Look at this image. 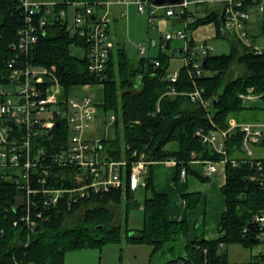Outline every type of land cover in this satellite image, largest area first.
Segmentation results:
<instances>
[{
    "label": "trees",
    "instance_id": "16d2710c",
    "mask_svg": "<svg viewBox=\"0 0 264 264\" xmlns=\"http://www.w3.org/2000/svg\"><path fill=\"white\" fill-rule=\"evenodd\" d=\"M79 1L89 2L94 7L91 19L104 12L105 6L97 2L106 0H64L51 6V14H46L47 7H44L35 17L39 39L28 60L33 66L52 72L67 94L82 85L104 87V102L99 109L105 115L114 116L116 137L100 141L101 154L110 161L125 163L118 171L121 185L104 194H91L70 207L65 198L57 206L41 209L43 218L34 216L37 224L32 227L19 222L24 210L16 205L17 185L0 181V264H65L66 255L71 251L102 249L108 244L152 246L151 264L161 257L165 264L180 261L184 264H260L258 257L232 263L227 247L239 244L253 249L264 244V240L258 238L262 229L250 227L255 216L264 213V169L260 170L257 165L264 160L244 156L245 133L239 127L228 133L226 153L204 143L196 133L200 129L204 132L228 131L231 119L238 124L264 123V109L245 107L242 97L250 94L252 89L253 95L264 100V52L256 54L243 46L236 36L228 34L226 38L230 41L231 51L206 56L203 76L193 78L189 72L191 67L183 66L178 81L172 83L167 75L171 72L173 55L161 50L156 56L134 60L124 46H119L111 51L106 69L100 74L93 73L87 55L78 57L72 51L78 47L87 52L89 43L79 35H72L68 16L63 18L59 14L61 10L69 12L71 4ZM215 6L203 14L193 13L188 8L181 16L187 22L185 31L190 50L197 46L190 33L200 26L214 23L217 38L222 36L226 18L222 5ZM254 7L252 1L244 4L248 11ZM41 18H46L45 26L38 24ZM25 26L20 0H0V84L9 80L8 63L16 56L12 46ZM239 70L240 74H236ZM171 87L175 88L176 94H168ZM198 88L203 89L201 97L209 103L207 107L201 100L192 101L188 95ZM68 131L63 125L52 132L53 137L47 135L43 142L51 149H59L66 145ZM174 143L178 144L177 149L168 148ZM260 146L264 149V137ZM224 160L226 181L221 192L226 209L218 224L221 236L207 240L199 234L189 239L188 222L172 221L168 216V195L155 191L152 165L174 161L176 181L183 170L186 175L209 181L210 178L200 176L192 169L191 162ZM140 161L147 163L144 185L132 189V170ZM69 174L55 169L52 184L79 186V179ZM138 191L144 195L143 202L136 198ZM182 197L187 209H192L199 204L202 195L186 193ZM89 204L94 206L86 210L75 226H69L68 219ZM111 204L123 206L124 230L122 224L113 225L115 214L108 207ZM134 207L142 208L144 213L143 226L136 231L128 228V216Z\"/></svg>",
    "mask_w": 264,
    "mask_h": 264
},
{
    "label": "built area",
    "instance_id": "2783aa9c",
    "mask_svg": "<svg viewBox=\"0 0 264 264\" xmlns=\"http://www.w3.org/2000/svg\"><path fill=\"white\" fill-rule=\"evenodd\" d=\"M252 1L255 9L264 13V0H214L210 3L222 5L225 14V31L236 36L243 46L262 54L264 49L251 37L248 30L250 12L244 9V4ZM25 14L26 26L18 33V41L13 44L16 56L8 63L10 77L8 82L0 84V181H10L17 185L19 195L17 206L24 210L19 222L27 226H35L36 218H43L41 209L48 210L57 206L66 198V204L86 198L91 194H104L113 187L121 185L118 171L124 162H113L106 155L101 154L100 140L91 137L95 122L96 104L88 95L91 85H82L84 89L80 95L67 94L57 77L45 68L30 64L28 55L39 39L38 26L35 17L47 7L46 14H51V6L33 0H20ZM113 3L128 6L134 4L138 13L149 18L150 23L159 16L172 18L182 16L191 5L189 0H179L175 4L169 2L161 5L155 0H117L105 1L97 4L105 6L104 12L94 16V7L89 2L79 1L71 4L73 19L69 24L72 35H79L89 43L88 51L84 53L90 60L89 69L93 73H102L109 62L110 53L114 43L109 35V26L112 18L109 6ZM201 4V2H196ZM108 7V8H107ZM60 16L67 17L65 10L60 11ZM40 26H45L46 18L38 21ZM174 34H167L162 44V49L167 50L168 42L173 40ZM176 37L187 41V33L178 31ZM214 48L208 42L197 45L194 50L186 43L181 58L183 65L174 72H169L167 79L176 83L179 79L180 69L183 66L191 67L190 75L193 78L203 76L204 59L212 54ZM146 46L139 47V53L145 55ZM86 90V91H85ZM171 87L168 94H176ZM203 89H196L188 93L192 101L201 100L203 106L208 102L202 99ZM245 99L251 97L252 89ZM254 96V95H253ZM114 121V116H110ZM66 125L69 137L66 145L59 149H51L43 141L48 135L53 137V131ZM228 131L212 130L197 131L204 143L210 144L220 153H226L225 140L228 133L239 127L245 133L244 146L249 156L253 155L251 146L258 144L264 137V124L242 123L230 120ZM173 162L174 161H167ZM222 162H203L204 177L212 178ZM236 165V161L233 162ZM260 170L264 169V162H258ZM55 169L70 172V176L78 178L79 186H55L52 178ZM147 172V163L140 161L132 170L131 187L136 189L144 185V175ZM182 178L186 177L183 170ZM35 216V217H34ZM253 223L262 226V233L258 238L264 240V213L255 216ZM18 222L15 223L17 225ZM260 264H264V253L258 255ZM177 264H184L183 261Z\"/></svg>",
    "mask_w": 264,
    "mask_h": 264
},
{
    "label": "crops",
    "instance_id": "0c3cea01",
    "mask_svg": "<svg viewBox=\"0 0 264 264\" xmlns=\"http://www.w3.org/2000/svg\"><path fill=\"white\" fill-rule=\"evenodd\" d=\"M33 1L44 5L53 6L55 4L62 3L64 0H33ZM106 1L115 2L117 0H106ZM205 3L206 2H201V4H195L194 8H190L191 6L190 5L189 9L193 13L203 14L206 9H212L216 7L215 4H218V3H214L213 5L209 6V5H205ZM131 6H134L137 9L136 5L134 4L123 6L113 3L109 6L110 15L112 18V23L109 26V35L112 42L114 43V48L119 47L121 45H116V43L114 42L113 31H115V29L120 25L122 21L127 20L126 18L129 15V9ZM104 9H106V7ZM73 13L74 11L73 8L71 7V10L67 12L69 20L71 17H73ZM250 16H251L250 20L247 24L248 30L250 34H252L251 37L253 38V40L256 43H258L257 36L264 37V13L260 14L256 9H253L250 12ZM158 18H165V17L159 16ZM175 18H179L178 22H182L184 24V30H179V31H185L187 27V22L183 21L181 16H177ZM165 19H171V18H165ZM178 22H175V24H178ZM207 25L212 26L213 30L208 31L209 33L206 36L207 39H204V41H201V43L203 42L209 43L210 38H211L210 41H214L217 39H226L229 41V39H227L226 37L228 34L231 33H228L225 30H223L222 36L220 38H217L216 25L214 23H210ZM191 37L196 43V45H199L198 41H196V38L194 37V32ZM164 40L165 38H162L160 41V51L162 50L168 52L173 56H177L179 53L181 55V49H183L186 46V43L189 44L188 40L187 41L184 40V45L181 48H174L173 40H171L167 44L168 45L167 50H163L162 44ZM158 44L159 43L156 40L152 42L153 47H156ZM259 45L262 46L261 44ZM262 48L264 49V46H262ZM148 56H155V55L148 54ZM93 86L95 85H91L87 88L92 89ZM84 89H78L76 87L75 89H73V91L77 90L75 94L80 95L83 93L82 91ZM244 100H245L244 106L247 108H254L258 110L264 109V100L260 96L254 95L251 97H247ZM103 102H104V87H103V100L100 104L98 103L96 104L95 122L91 133V137L100 141L113 140L116 137V128L114 125V121L110 119V116L105 115L99 109V106ZM233 120L236 121L235 119ZM249 123L264 124L260 122L259 123L249 122ZM261 141L258 144H254L251 146V149L253 151L252 156L247 155L245 146H243V149L245 151L244 156L252 160H264V149L260 146ZM190 166L200 176H204L203 162L194 161L191 162ZM152 171H153V185L155 191H157L158 193L167 194L169 197V206H168L169 218L172 221L188 222L190 227L189 236H188L189 239H193L199 234L200 235L202 234L204 238L207 240L217 239L221 236L218 231V224L220 222L219 216H221V214H223L226 209L225 198L223 196V200H222L220 196L223 195L221 192V188L226 181L225 165L220 164L218 172L209 181H202L196 175H186L185 178H182L181 176V178L178 181H176L175 177H176L177 169H176V164L173 162H167V161L155 162L152 165ZM186 193L201 194L202 197L199 202V206L195 207L193 210H188L186 207V202L182 197ZM215 198H217V200L219 201L218 206H215L212 209L210 208L209 210L207 208V204L208 202L215 200ZM139 229H130V230L136 231ZM122 252L124 253L126 264H151L153 247L145 244H130V245H125V247L122 248ZM154 264H165V259L161 257Z\"/></svg>",
    "mask_w": 264,
    "mask_h": 264
},
{
    "label": "rangeland",
    "instance_id": "374dc122",
    "mask_svg": "<svg viewBox=\"0 0 264 264\" xmlns=\"http://www.w3.org/2000/svg\"><path fill=\"white\" fill-rule=\"evenodd\" d=\"M191 6L190 8H194L196 2H206L205 5H213V3H210L214 0H190ZM137 9L134 6H131L129 9V15L127 16V20H124L120 23V25L113 31V40L116 43V45L124 46L129 57L137 60L142 57H147L148 54L152 55H158L160 52V41L162 38H165L168 33L174 34L173 38V46L174 48H181L184 45V40L179 39L176 37V33L179 30H184V24L182 22H178L179 18H171V19H165V18H156L151 24L148 20L147 16H143L136 11ZM72 17L70 18V21L72 22ZM175 22H178V24H175ZM213 30L212 26L205 25L202 27H198L194 31L190 33V37L192 36L194 32V37L196 38V41H198V44H201V41H204V39H207L208 31ZM258 40L257 42L264 46V37L257 36ZM156 40L159 44L156 47L152 46V42ZM211 40V38H210ZM209 44L213 46L214 50L212 52L213 55H221V54H228L231 51V45L228 40L226 39H217L214 41H210ZM257 43V44H258ZM258 44V45H259ZM140 46H146L147 47V53L145 56L141 55L139 53V47ZM260 46V45H259ZM261 46V47H262ZM73 54L78 57H84L85 53L81 48L74 47L73 48ZM182 56L180 53L177 56H174V58L171 59V65H170V71L174 72L178 68H180L183 65V60L181 58ZM240 70L238 72H235L236 74H240ZM89 91L86 93H89L92 100L95 102V104H100L103 100V86L102 85H95L92 87V89H88ZM77 90L73 91L70 90L68 93L72 96L77 95L75 94ZM253 96V95H252ZM102 112V110H101ZM103 113V112H102ZM94 125V124H93ZM168 148L171 149H177L178 144H170ZM223 200V195H220ZM137 200L140 202L143 201L144 195L141 193V191H138L136 195ZM218 200L215 198V200H212L208 202L207 208L210 210L215 206H218ZM94 205L89 204L86 207H83L80 211H78L73 217H70L68 219V225L73 227L75 226L76 222H78L80 219H82L85 215V212L88 208L93 207ZM199 206V204H197ZM196 206V207H197ZM109 209L114 212V221L113 225L118 226L122 224L123 230L125 226V218H124V209L122 205H116L111 204L108 205ZM195 208V207H194ZM188 209V210H193ZM129 221H128V228L130 229H139L143 225L144 220V213L142 208L134 207L130 210L129 213ZM221 216H219V219H221ZM125 247V244L123 245H117V244H108L105 245L102 249L100 248H86L78 251H71L67 253L65 258V264H126L124 253L122 252V248ZM228 250V257L229 260L232 263H242V262H248L253 257H258V254L264 253V245L260 244L254 247L253 249H246L243 246L239 244H231L227 247Z\"/></svg>",
    "mask_w": 264,
    "mask_h": 264
},
{
    "label": "water",
    "instance_id": "95a60500",
    "mask_svg": "<svg viewBox=\"0 0 264 264\" xmlns=\"http://www.w3.org/2000/svg\"><path fill=\"white\" fill-rule=\"evenodd\" d=\"M179 0H155V3H157V4H159V5H161V4H163V3H166V2H169V3H171V4H175V3H177ZM206 62H204V64H205ZM253 226H256L257 228H261L262 226H258V225H256L255 223H252L251 225H250V227H253ZM101 228V227H100ZM263 228V227H262Z\"/></svg>",
    "mask_w": 264,
    "mask_h": 264
}]
</instances>
